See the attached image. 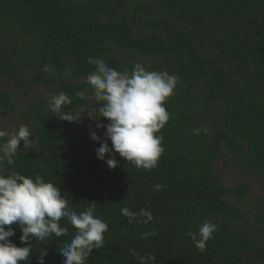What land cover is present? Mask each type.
I'll list each match as a JSON object with an SVG mask.
<instances>
[{"label": "trees", "instance_id": "16d2710c", "mask_svg": "<svg viewBox=\"0 0 264 264\" xmlns=\"http://www.w3.org/2000/svg\"><path fill=\"white\" fill-rule=\"evenodd\" d=\"M89 58L120 72L141 63L179 77L165 104L170 119L159 133L165 150L158 166L136 168L116 154L119 166L110 169L97 158L93 130L76 146L72 123L56 118L43 94L22 116L35 144L27 151L20 144L5 174L43 177L77 213L95 203L108 231L86 264H264V198L247 209L251 183L229 189L223 169H213L227 151L264 174V0H0V79L13 80L14 89L42 84L66 93L72 104L65 111L82 110L86 127L97 103L86 83L95 70ZM12 94L0 90V106L16 113ZM99 131L105 139L106 127ZM141 210L152 220L144 223ZM205 220L217 231L200 252L186 233ZM60 224L68 235L28 242V264H38L46 248L45 264H63L59 247L76 230L66 219ZM8 227L13 243L28 246L17 225Z\"/></svg>", "mask_w": 264, "mask_h": 264}, {"label": "clouds", "instance_id": "9594fccd", "mask_svg": "<svg viewBox=\"0 0 264 264\" xmlns=\"http://www.w3.org/2000/svg\"><path fill=\"white\" fill-rule=\"evenodd\" d=\"M89 63L95 65V70L87 76L86 83L97 103L87 116L98 128L106 127L103 140L95 131L91 132V138L100 145L96 149L97 158L112 170L120 163L116 154L136 168L148 171L156 168L165 150L164 137L159 133L170 119L165 104L174 95L179 77L167 71H149L141 63L123 72L108 66L102 58H89ZM76 95L79 99L85 98L83 91ZM46 99L48 109L60 120L79 122L84 114L65 111V106L72 104L66 93ZM103 119L109 123L104 125ZM207 131L205 127L204 132ZM199 132L197 129L196 134ZM30 136L32 133L26 125L12 132L0 129V264H28L33 252L29 241L40 243L53 235L57 238L68 235V228L60 224L62 219L76 230L71 239L59 247L63 264H86L93 251L104 246V234L108 231L106 222L95 215V203L77 213L68 206L60 188L45 182L43 177L37 175L33 179L15 171L5 174L4 165L14 166L13 157L21 141L24 148L33 143ZM108 156L111 158L106 159ZM160 187L157 185V190ZM122 213L133 215L126 208ZM141 215L147 218L144 223L152 220L150 211L141 210ZM12 225L21 229L20 241L28 246L18 247L9 239L15 235V230L6 226ZM216 231L217 226L205 220L198 231H189L186 235L203 252ZM149 235L156 232L144 234ZM46 256L47 248L40 253L38 264H45Z\"/></svg>", "mask_w": 264, "mask_h": 264}, {"label": "rangeland", "instance_id": "374dc122", "mask_svg": "<svg viewBox=\"0 0 264 264\" xmlns=\"http://www.w3.org/2000/svg\"><path fill=\"white\" fill-rule=\"evenodd\" d=\"M24 59L25 58L22 57L20 61L22 62V60ZM141 62L145 65H150V63L147 61ZM19 71L22 73H26L22 66L19 67ZM0 90L6 93H13L12 100L16 103L17 109L16 113H10L5 111V109L0 106V129H6L9 132H12L13 130H18L21 125L28 126L32 133V136H30V140L33 143L27 148H24L23 141H21V145L23 146L22 150L27 151L32 145L35 144L34 129L31 122H27L22 116H27L29 114L30 104L36 101L38 97H42L43 94L50 96L55 95V91L44 87L42 84H37L35 86L25 87L22 89H14L13 80L8 78L0 79ZM77 112H82V110H78ZM84 121V115H82V118L79 122H71L72 126L69 136L72 138L76 146L84 140V138L90 133L91 130L95 132L98 131V135H100V128L97 127V123L95 121L87 119L86 121L89 123V127L83 125ZM226 161H228V165L227 167H224ZM213 169L216 174H219L223 169L221 180L222 183L229 189L234 188L237 184L242 182L251 183L250 193L246 197L247 209H251L253 205H255L253 209L257 206L260 207V203L259 205H257V200L260 198H264L263 173L244 169L243 164L231 157L227 151H225V153L222 154L214 162ZM231 201L235 202V199L231 198ZM249 232L253 233V229Z\"/></svg>", "mask_w": 264, "mask_h": 264}]
</instances>
